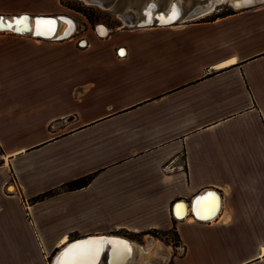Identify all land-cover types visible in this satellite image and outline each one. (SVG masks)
Listing matches in <instances>:
<instances>
[{
  "label": "crops",
  "instance_id": "obj_1",
  "mask_svg": "<svg viewBox=\"0 0 264 264\" xmlns=\"http://www.w3.org/2000/svg\"><path fill=\"white\" fill-rule=\"evenodd\" d=\"M31 39L0 34V264L147 233L184 247L167 264H264V4Z\"/></svg>",
  "mask_w": 264,
  "mask_h": 264
},
{
  "label": "bare ground",
  "instance_id": "obj_2",
  "mask_svg": "<svg viewBox=\"0 0 264 264\" xmlns=\"http://www.w3.org/2000/svg\"><path fill=\"white\" fill-rule=\"evenodd\" d=\"M85 1L87 2V0ZM182 2L183 0H173L167 10L161 11L159 10L160 8L158 9V3L149 1L141 11L143 19L138 20V13L131 9L120 15V17L128 26L138 23H146L153 26L155 25L154 23L157 22L164 25L170 24L169 26H176L184 24V22H192L204 18L224 3H230L231 7L235 10L249 9L264 4V2L258 4L260 0H209V5L196 7L188 14L184 15ZM148 4H150V7H147ZM25 15L28 16L23 17L27 18L26 20L22 18L19 19L20 16ZM155 15H157L158 20L154 19ZM14 17L18 19L14 20ZM34 17H49L54 20L38 19L35 21ZM76 26L74 20L67 16L56 17L20 13L18 16L12 15L11 17L4 18L3 15H0V29L7 30L4 32L0 31V33L15 31L19 34L13 32L14 34L22 36L34 34L36 37L49 41H56V38L60 37L70 39L76 31ZM25 31H28L29 34H24L23 32ZM97 31L100 37H104L108 33V29L104 26L97 27ZM217 212L218 209H215V211H212L209 215L214 217ZM88 237V240L71 245L70 247H66L70 242L67 241V243H63L62 247L53 256L50 264H103L104 250L106 253L109 252L106 254L104 264H153V261L157 259V257L163 258L164 263L169 261V255H157V250L162 251V249H165V246L154 239H149L146 245H139L119 236ZM164 252L166 253L167 250H164ZM167 253L169 254V251ZM129 256L130 258L127 260Z\"/></svg>",
  "mask_w": 264,
  "mask_h": 264
},
{
  "label": "rangeland",
  "instance_id": "obj_3",
  "mask_svg": "<svg viewBox=\"0 0 264 264\" xmlns=\"http://www.w3.org/2000/svg\"><path fill=\"white\" fill-rule=\"evenodd\" d=\"M34 6L41 7L42 12L34 13L35 15H47V16H67L74 20L76 26V31L74 35L70 39H65L63 41H72L74 43L76 42H85V39L88 38V36L93 35L95 33L98 34L97 27L100 26L106 27L108 30H114L120 27H131L126 25L120 15L126 13L127 10H132L136 13H138V20L143 19L141 16V11L145 7L146 3L149 1H154L158 3V9L161 11H165L169 8V5L173 0H140L137 2V0H114L112 1V5L108 7H101L96 6L94 4H89L85 0H32ZM29 3V0H28ZM209 0H183L182 6L184 9V15L188 14L192 9L200 6H206L209 5ZM245 10V9H244ZM233 11H237L234 8L231 7L230 3H224L216 8V10L212 13H210L208 16H205L204 18L197 19L192 22L197 21H209L216 17H220L226 14H229ZM21 13L29 12L28 10H20ZM20 13L15 12V14H0L3 15L4 18L11 17L12 15L18 16ZM30 14V13H29ZM185 23H191V22H184ZM0 34H12L16 35L13 32H6V33H0ZM99 35V34H98ZM20 37H27V39L32 40L31 38L38 40V41H46V42H52L51 40H44L39 37H33L32 35L22 36L17 35ZM105 37V36H104ZM60 41V40H56ZM62 41V40H61ZM124 237L128 238L132 242H135L139 245H145L147 243L148 239H154L158 242H160L162 245L166 247L173 248L176 246L175 238L172 233L168 234L167 239L170 242H167V239H163V237L158 233H147L143 236H131L124 234ZM146 237V239H145ZM169 248V249H170ZM171 250V249H170ZM54 252L50 254V256L46 259V262L50 264L52 261L53 256L55 255ZM54 254V255H53ZM53 255V256H52ZM52 256V258H51ZM177 255H174L175 257ZM51 258V260H50ZM169 262V261H168ZM167 262V263H168ZM164 263L163 258H158L153 261V264H167Z\"/></svg>",
  "mask_w": 264,
  "mask_h": 264
},
{
  "label": "water",
  "instance_id": "obj_4",
  "mask_svg": "<svg viewBox=\"0 0 264 264\" xmlns=\"http://www.w3.org/2000/svg\"><path fill=\"white\" fill-rule=\"evenodd\" d=\"M112 1L114 2V0H87V2L88 3H90V4H94V5H96V6H101V7H106V6H109L110 4L112 5ZM130 1H132V0H130ZM140 0H137V2H139ZM262 2H264V0H260V2L258 3V4H261ZM147 7H150V4H148V6ZM151 8H153V7H151ZM246 8H248V7H246ZM23 17H28V16H20L19 17V19H21V18H23ZM14 20H16V19H18V18H16V17H14L13 18ZM38 19H44V20H54L53 18H49V17H34V20L36 21V20H38ZM154 19L155 20H158V18H157V15H155L154 16ZM11 23H13V22H11ZM10 23V24H11ZM155 25H153V26H169L170 24H160V22H157V23H154ZM5 25V24H4ZM131 25V24H130ZM148 26H152V25H149V24H146V23H144V24H141V23H138V24H136V25H131V27H148ZM0 31L1 32H4V31H7V30H3V29H0ZM8 31H10V30H8ZM13 32H15V31H13ZM15 33H18V32H15ZM24 34H29V32L28 31H25V32H23ZM19 34V33H18ZM32 36L33 37H36L34 34H32ZM42 38H44V37H42ZM57 40H63V39H65V37H60V38H56ZM208 192H206L205 193V195L207 194ZM202 197L200 196H198V197H196V199L194 200V204H193V206H195V207H197V205H198V200H200ZM194 207V208H195ZM89 239V237H86L85 239H80V240H76V241H72V242H70L66 247H70L71 245H74V244H78V243H81V242H83V241H85V240H88ZM109 252H107L106 253V251L104 250L103 251V264H104V261H105V257H106V254H108ZM130 258V256L129 257H127V260Z\"/></svg>",
  "mask_w": 264,
  "mask_h": 264
},
{
  "label": "built area",
  "instance_id": "obj_5",
  "mask_svg": "<svg viewBox=\"0 0 264 264\" xmlns=\"http://www.w3.org/2000/svg\"><path fill=\"white\" fill-rule=\"evenodd\" d=\"M97 36L98 37H100L98 34H97ZM181 204H183V203H178V204H176L175 203V205L173 206V210L177 207V206H180ZM173 212V211H172ZM174 215V214H173ZM185 216V215H184ZM183 216V217H184ZM175 218H176V216H174ZM182 217V218H183ZM178 219H180V218H178ZM172 255L174 256V255H182L183 253H184V251H185V249H184V247L182 246V245H180V244H176V246L175 247H173L172 249Z\"/></svg>",
  "mask_w": 264,
  "mask_h": 264
},
{
  "label": "trees",
  "instance_id": "obj_6",
  "mask_svg": "<svg viewBox=\"0 0 264 264\" xmlns=\"http://www.w3.org/2000/svg\"><path fill=\"white\" fill-rule=\"evenodd\" d=\"M86 183H87V181L84 179V180H81V181L76 182V183H71V184L68 186V188H69V189H77V188H81V187L85 186ZM44 197H45V195H44V196H40V197H38V199H41V198H44Z\"/></svg>",
  "mask_w": 264,
  "mask_h": 264
},
{
  "label": "snow or ice",
  "instance_id": "obj_7",
  "mask_svg": "<svg viewBox=\"0 0 264 264\" xmlns=\"http://www.w3.org/2000/svg\"><path fill=\"white\" fill-rule=\"evenodd\" d=\"M22 19H25L26 20L27 18H22ZM121 54H123V53H121Z\"/></svg>",
  "mask_w": 264,
  "mask_h": 264
}]
</instances>
